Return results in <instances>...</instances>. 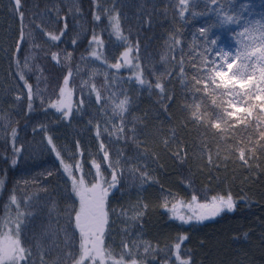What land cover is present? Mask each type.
I'll return each mask as SVG.
<instances>
[{"label": "trees", "instance_id": "obj_1", "mask_svg": "<svg viewBox=\"0 0 264 264\" xmlns=\"http://www.w3.org/2000/svg\"><path fill=\"white\" fill-rule=\"evenodd\" d=\"M225 15L235 22L221 24ZM261 21L264 0H0V234L19 224L30 253L20 264H75L80 202L65 166L91 187L93 160L103 187L117 175L103 239L125 264H179L178 254L189 264H264V102L239 83L230 86L239 98L211 81L205 87L202 75L206 65L228 72L221 47L255 51ZM201 28L219 38L216 46ZM238 69L253 71L242 57ZM125 99L121 116L114 109ZM62 100L70 107L57 111ZM232 104L251 107L252 116ZM221 195H231L234 210L188 223L171 212Z\"/></svg>", "mask_w": 264, "mask_h": 264}, {"label": "snow or ice", "instance_id": "obj_2", "mask_svg": "<svg viewBox=\"0 0 264 264\" xmlns=\"http://www.w3.org/2000/svg\"><path fill=\"white\" fill-rule=\"evenodd\" d=\"M210 3H216L217 0H209ZM17 5L19 4V0H16ZM181 3H184V0H181ZM248 7V6H246ZM183 15V12H181ZM99 19V17H97ZM114 22L112 24L113 31L116 33L118 38L120 37V24L118 19L113 18ZM234 18L228 15H225L224 18L220 21L221 24H230L233 23ZM264 23V21H261ZM210 28H201L200 34L204 37L205 43L210 44L212 46H216L218 43V37L210 38L207 33L210 32ZM52 40L59 39L56 35H51ZM93 40L100 44L101 42L94 36ZM179 43V41H177ZM95 55V53H93ZM219 54L222 55L223 60L227 63L228 72L223 71V65L216 64L215 68H208L207 74L204 75V84L205 87H208V81H211L215 84L216 88L223 87L224 89L228 90V95H237L239 98V94H235L232 92L230 86L239 83L241 88H248V91L244 94L248 97L253 95V91L256 92L255 99L264 102V35L261 36L259 41V46L255 48V51L248 50L245 53L241 54L238 50L234 53H230L225 51L222 47L219 50ZM127 56V53H125ZM234 56L235 58L229 61V58ZM255 56V60L251 61L250 65L243 64L244 60H251V58ZM242 57V67L245 69L251 68L252 74L248 75L246 71L237 70L235 72L232 71L233 64L236 63L238 59ZM54 60L57 58L56 54H53L52 57ZM99 58V57H97ZM215 63V62H211ZM121 65L117 62L114 67L119 68ZM259 69V76L255 75V69ZM214 74V77H213ZM241 77L240 80L237 78ZM246 77V79L244 78ZM23 75L21 74V79H23ZM216 79L219 80V83H216ZM137 80L143 84L144 81L137 76ZM68 79L65 78V85H67ZM197 83H201L200 79H197ZM29 88V101L32 100V90L30 85H26ZM157 88H161V84L157 83L155 85ZM95 91V88H93ZM61 96L65 95V89L61 88L60 90ZM97 99H100L99 94H97ZM126 104L127 100H121L119 104L115 105L114 111L117 114H122L126 111ZM56 107L57 111H61L62 107L69 106L65 105L64 101L62 100L58 105H52ZM232 107L236 108V112H247L248 116H252L251 107L242 108L237 107L236 104H232ZM261 111H264V103L261 104ZM65 116L68 115L67 112L64 113ZM194 117L199 118L197 113H193ZM229 116H235L234 112L227 113ZM220 119V117H218ZM244 117H237L238 122H243ZM214 127L219 128V123L213 125ZM261 138H264V132H261ZM51 142V141H50ZM104 146L101 144V150H103ZM240 159L242 161H246L245 152L241 150L239 153ZM104 159L105 161L109 162V166H111V161L109 160V155L107 151L104 152ZM15 163V162H13ZM93 167L96 168L97 175L94 178L96 180L95 183L91 185V187H87L85 185V180L81 177L79 180L75 179L73 173L71 171L70 166H65V171L68 173L69 177L72 179L73 184V192L79 198L80 207L79 210L75 213V226L80 233V255L79 258L75 260V264H85V261H90L91 264H96L99 261V264H106V261H111V264H125V257L122 254L120 257H115L110 250H106L104 245V228L107 224V212L105 211V198L108 195L109 188H114L116 186L117 175L115 170H113L112 174V183L109 184L108 188L103 187L104 184L108 183V181L103 180L102 172H101V165L96 163L95 160L92 162ZM76 170L81 171L82 166L77 164ZM193 201H196V196L192 197ZM13 203H15V197H13ZM175 205H173V210H175ZM200 209H208V212H200V213H193L197 220H202L208 217V215L215 216L219 214V212L223 210L232 211L234 210V202L231 195L227 197L221 195L218 197L212 198L211 205L202 204L199 205ZM178 219H180L184 223H188L190 219L193 217L189 216L187 219L183 215H178ZM11 221L5 222L7 225ZM19 224L16 225V232H3L0 234V264H20L21 261H26L27 257L30 253L21 245V241L19 239ZM184 239V238H181ZM125 250H128V245H124ZM175 248L179 250L180 244L177 243ZM177 261L179 264H189L188 261L182 260L177 255ZM131 264H137L135 259H132Z\"/></svg>", "mask_w": 264, "mask_h": 264}, {"label": "rangeland", "instance_id": "obj_3", "mask_svg": "<svg viewBox=\"0 0 264 264\" xmlns=\"http://www.w3.org/2000/svg\"><path fill=\"white\" fill-rule=\"evenodd\" d=\"M225 51H226V50H225ZM125 53H127V56H125ZM129 53H130V51L128 50V51H125V52L123 53V55H122V61L124 62V64L126 63L127 65H129V56H128ZM231 59H232V57L229 58V62H231ZM126 64H125V65H126ZM127 67H128V66H127ZM226 70H227V69H224L223 71L226 72ZM135 75L138 76V74H135ZM65 108H66L65 106L62 107V111H64ZM108 187H109V185L106 186L105 188H108ZM111 189H112V188H109V191H110ZM211 203H212V200L209 201L208 203H203V204L211 205ZM199 205H202V203L190 202V203L188 204V206H185L183 209H181V207H175V210H173V207H171V212L177 214V213L180 211V213H181L182 215H184V213L186 212V216H187V217H188V216H191V217H193L192 219L197 220V219L195 218V216L193 215V213H200V212H208V211H209L208 209H200V208H199ZM79 207H80V203H79ZM78 210H79V209H78ZM223 211H226V209L223 210ZM221 212H222V211H221ZM219 213H220V212H219ZM212 217H214V216H212V215H208V217L205 218V219L212 218ZM192 219H190V220H192ZM205 219H202V220H205ZM5 232L15 233V228H14V230H13L12 227H6ZM97 262H99V261H97Z\"/></svg>", "mask_w": 264, "mask_h": 264}]
</instances>
